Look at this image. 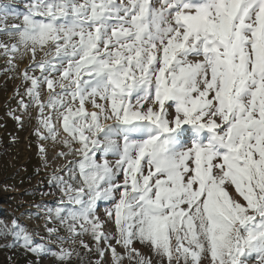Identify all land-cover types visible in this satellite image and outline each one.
I'll return each mask as SVG.
<instances>
[{
    "label": "snow or ice",
    "instance_id": "snow-or-ice-1",
    "mask_svg": "<svg viewBox=\"0 0 264 264\" xmlns=\"http://www.w3.org/2000/svg\"><path fill=\"white\" fill-rule=\"evenodd\" d=\"M0 34L13 69L30 57L37 136L71 157L37 206L48 238L0 221L4 247L64 264L87 234L112 264H152L137 241L161 264H264V0L0 3Z\"/></svg>",
    "mask_w": 264,
    "mask_h": 264
},
{
    "label": "rangeland",
    "instance_id": "rangeland-1",
    "mask_svg": "<svg viewBox=\"0 0 264 264\" xmlns=\"http://www.w3.org/2000/svg\"><path fill=\"white\" fill-rule=\"evenodd\" d=\"M0 3H12L18 11H23L26 0H0ZM8 23H19V21L10 18ZM0 42L12 41L0 34ZM39 58L38 55L37 59ZM29 62V56L23 58L16 56L13 59L16 67L13 69L9 64V56L0 48V221L10 223L12 219H17L29 231L38 233L35 239L39 241L41 237L47 239L48 234L42 218L46 209H38L37 206L54 207L60 199L61 193L51 187L49 181L57 170L63 172V167L71 157H59V152L66 151L60 143L41 140L37 136L36 131L40 127L37 119L39 109L34 106L25 109L20 104L21 98L25 103L29 102L25 92L30 85L24 81L22 75L28 68ZM35 74L39 75L38 72ZM42 98H47L46 87L42 92ZM17 117L20 119L18 120ZM40 131L44 132L42 128ZM41 147L44 149V154H41ZM110 159L114 158L110 157ZM106 207V204L98 202L97 215L104 222V230L114 234L116 229L106 215ZM38 211L41 212L40 218L35 215ZM59 235L68 237L69 234L61 227ZM82 239L92 251H87L81 245L80 238L75 242L66 240L63 247L74 250V253L79 255L74 254L64 264H96L97 261L100 264H112L110 251H106L101 259L95 251V242L91 236L86 234ZM10 242L11 237L7 240L0 238V264H59L53 256L38 257L19 246L4 247ZM111 243L119 252H124L123 248L115 244V240ZM58 244V241L53 242L52 247L55 249ZM133 246L141 255L151 258L152 264H161L159 257L155 256L148 246L138 241L134 242ZM123 264H132V262L125 259ZM203 264H208L207 260H204ZM249 264H254V261H250Z\"/></svg>",
    "mask_w": 264,
    "mask_h": 264
},
{
    "label": "trees",
    "instance_id": "trees-1",
    "mask_svg": "<svg viewBox=\"0 0 264 264\" xmlns=\"http://www.w3.org/2000/svg\"><path fill=\"white\" fill-rule=\"evenodd\" d=\"M46 187V186H45Z\"/></svg>",
    "mask_w": 264,
    "mask_h": 264
}]
</instances>
